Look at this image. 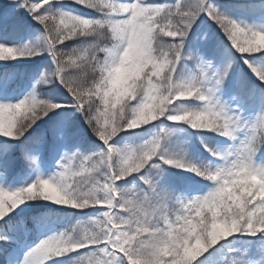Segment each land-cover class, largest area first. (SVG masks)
I'll list each match as a JSON object with an SVG mask.
<instances>
[{"label": "snow or ice", "instance_id": "obj_1", "mask_svg": "<svg viewBox=\"0 0 264 264\" xmlns=\"http://www.w3.org/2000/svg\"><path fill=\"white\" fill-rule=\"evenodd\" d=\"M0 264H264V0H0Z\"/></svg>", "mask_w": 264, "mask_h": 264}]
</instances>
